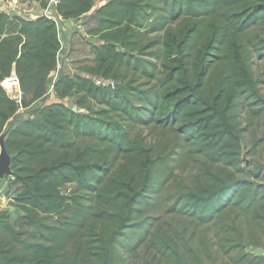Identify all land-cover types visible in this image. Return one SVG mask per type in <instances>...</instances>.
Here are the masks:
<instances>
[{"label": "trees", "instance_id": "16d2710c", "mask_svg": "<svg viewBox=\"0 0 264 264\" xmlns=\"http://www.w3.org/2000/svg\"><path fill=\"white\" fill-rule=\"evenodd\" d=\"M95 1L55 8L76 19ZM94 18L93 63L51 89L77 109L55 101L5 129L47 93L61 40L47 15L0 11V136L19 185L6 192L17 221L0 209V264H121L142 244V264H264L246 251L264 250V173L242 167L248 127L264 129V0H106ZM12 76L19 102L1 85ZM183 156L196 172L167 192ZM163 205L169 229L155 226Z\"/></svg>", "mask_w": 264, "mask_h": 264}, {"label": "rangeland", "instance_id": "374dc122", "mask_svg": "<svg viewBox=\"0 0 264 264\" xmlns=\"http://www.w3.org/2000/svg\"><path fill=\"white\" fill-rule=\"evenodd\" d=\"M97 3V1H96ZM95 3V4H96ZM97 24V21L93 17H87L84 23H81V28L77 32H59L60 34V40H61V49L58 52V62L60 64V69H56V76H62L65 74H74L79 73L83 74L79 68L85 64H92L93 63V53L91 52V45L96 44L99 42V40L93 36L89 30ZM262 34L264 35V30H260ZM62 66V67H61ZM253 71L256 75V77L260 80L259 85L261 87V90L264 93V63L254 58L253 61ZM15 77H10L7 80V90L9 92V95L14 98H21V92H19V86L17 80L14 79ZM54 76H51L48 81V91L42 98L36 100L33 102L29 107H20L17 111V113L11 117L8 122L6 123L5 129L8 127L15 125L22 120L26 119L28 116L35 113L41 106L45 104H50L55 101H62L65 104L69 105L70 107L77 109V106L74 104V101L72 98H64V99H57L54 97L53 92L50 90L51 84L54 80ZM14 93V94H13ZM158 130H148L144 129L143 133L146 135L147 140L156 141V139L165 138L167 142H172L175 135L174 132L171 130L170 132H165L163 134H159ZM264 136V129L260 124L253 125L251 127H248L246 131V136L244 139V159L242 163V167L253 169L259 164L264 163V139L257 142V146L255 147V153H249L248 150L251 149L253 145L254 139H261ZM246 161H248V165H246ZM196 172L195 163L189 158V157H182L181 162L177 165L175 169V176L174 180L170 182L167 187L166 191L169 192L172 189L175 188L176 184L184 185L186 183H189L192 174ZM264 173V167L262 168L259 175ZM2 180H6L8 182L9 187L12 189L19 188L18 184H10L11 178L4 176ZM73 188V184H67L65 188H63L64 192H70ZM11 191V193H12ZM5 200L3 201V207H0V209H5L8 211V214L12 221H17V211L15 207L11 206L9 204L10 197L7 196L5 193ZM155 217V226L157 227H163L168 228L167 225L168 221H172L177 218L175 215L171 212H169L166 207L163 205L160 209L157 211H154L152 213ZM188 219L187 223H189ZM183 221V220H181ZM193 225L192 223H190ZM189 225V224H188ZM205 227L202 225H198L196 227L197 234L198 235H206V240L211 241L212 233L205 230L206 232L202 231ZM196 244L199 245L200 241L197 240ZM150 248L147 247L146 244L139 245V248L136 249L134 253L123 254V261L121 264H142V261L144 257L149 253ZM246 251L255 253V254H264V250L262 248H253V247H246Z\"/></svg>", "mask_w": 264, "mask_h": 264}, {"label": "crops", "instance_id": "0c3cea01", "mask_svg": "<svg viewBox=\"0 0 264 264\" xmlns=\"http://www.w3.org/2000/svg\"><path fill=\"white\" fill-rule=\"evenodd\" d=\"M45 1L40 0L37 3L31 2V1H29V2H23L21 4V8L23 10H26V11H30V10L32 11L33 17H30V19H34V18H36L37 16H40V15H47L48 17H51V18L55 19L57 21V23H58L59 32H77V31H79V29L81 28L80 24L81 23H84L88 16L94 18V10H95L96 7H98L100 5V4L97 5L98 2L96 3V1H97L96 0L95 1L96 4L94 5V7H93V9L91 11L85 13L84 15H82L79 18L65 20V19H62L57 14L56 8H55L56 2H47L46 1V3H47L46 4V7H43L42 6V2H45ZM105 1L106 0H104L101 4H103ZM96 21H97V19H96ZM59 36H60V34H59ZM56 69L57 70L60 69L59 62H58V66H57ZM55 73H56V70H54V71H52L50 73V77L51 76H54L55 77L54 78V82L60 77L58 75L56 76ZM14 79L17 80L16 77ZM3 81L1 82V85L3 86V88L5 89V91L7 92V94L9 95V92L5 88V86L3 84ZM18 91L21 92L20 89ZM10 97H12V96H10ZM12 98H14V97H12ZM8 189H9L8 182L6 180H2L0 182V207H3L2 206L3 205L2 203L5 200V195L4 194L7 192Z\"/></svg>", "mask_w": 264, "mask_h": 264}, {"label": "built area", "instance_id": "2783aa9c", "mask_svg": "<svg viewBox=\"0 0 264 264\" xmlns=\"http://www.w3.org/2000/svg\"><path fill=\"white\" fill-rule=\"evenodd\" d=\"M29 1L37 3L40 0H0V11H3V12H5L11 16H19V17H23V18L33 17L31 10L26 11V10H23L21 8V4L23 2H29ZM42 1H45V0H42ZM46 1L57 3L58 0H46ZM103 1L104 0H97V2H98L97 5H99V4L101 5V3ZM96 81H97V83L113 84V82L110 80L104 81L102 79H97ZM53 83H54V80L51 84L50 90L52 89ZM10 178L12 179L13 177H10Z\"/></svg>", "mask_w": 264, "mask_h": 264}, {"label": "water", "instance_id": "95a60500", "mask_svg": "<svg viewBox=\"0 0 264 264\" xmlns=\"http://www.w3.org/2000/svg\"><path fill=\"white\" fill-rule=\"evenodd\" d=\"M17 102L20 101V97L15 98ZM244 153H242V158L244 159ZM11 155L7 152L5 148V134L0 136V180L7 175H10L11 172ZM246 165H248V161H246ZM264 167V163L259 164L255 168L251 169L254 174H260L262 168Z\"/></svg>", "mask_w": 264, "mask_h": 264}, {"label": "clouds", "instance_id": "9594fccd", "mask_svg": "<svg viewBox=\"0 0 264 264\" xmlns=\"http://www.w3.org/2000/svg\"><path fill=\"white\" fill-rule=\"evenodd\" d=\"M17 79V78H16ZM17 82H18V80H17Z\"/></svg>", "mask_w": 264, "mask_h": 264}]
</instances>
